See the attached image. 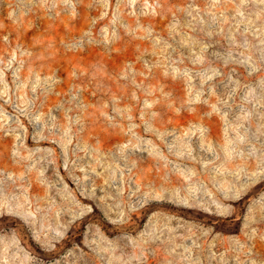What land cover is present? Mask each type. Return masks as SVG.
Masks as SVG:
<instances>
[{
    "label": "rangeland",
    "instance_id": "374dc122",
    "mask_svg": "<svg viewBox=\"0 0 264 264\" xmlns=\"http://www.w3.org/2000/svg\"><path fill=\"white\" fill-rule=\"evenodd\" d=\"M0 264H264V0H0Z\"/></svg>",
    "mask_w": 264,
    "mask_h": 264
}]
</instances>
